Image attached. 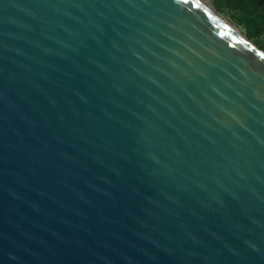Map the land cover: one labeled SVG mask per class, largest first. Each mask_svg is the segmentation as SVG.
<instances>
[{
	"label": "water",
	"instance_id": "1",
	"mask_svg": "<svg viewBox=\"0 0 264 264\" xmlns=\"http://www.w3.org/2000/svg\"><path fill=\"white\" fill-rule=\"evenodd\" d=\"M0 264H264V51L214 0H0Z\"/></svg>",
	"mask_w": 264,
	"mask_h": 264
},
{
	"label": "trees",
	"instance_id": "2",
	"mask_svg": "<svg viewBox=\"0 0 264 264\" xmlns=\"http://www.w3.org/2000/svg\"><path fill=\"white\" fill-rule=\"evenodd\" d=\"M214 5L264 51V0H214Z\"/></svg>",
	"mask_w": 264,
	"mask_h": 264
},
{
	"label": "rangeland",
	"instance_id": "3",
	"mask_svg": "<svg viewBox=\"0 0 264 264\" xmlns=\"http://www.w3.org/2000/svg\"><path fill=\"white\" fill-rule=\"evenodd\" d=\"M224 17V16H223ZM226 18V17H225ZM229 20V19H228Z\"/></svg>",
	"mask_w": 264,
	"mask_h": 264
}]
</instances>
